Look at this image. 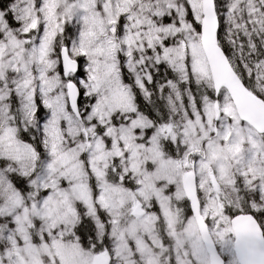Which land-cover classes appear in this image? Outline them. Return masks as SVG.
Returning <instances> with one entry per match:
<instances>
[{
	"label": "snow or ice",
	"instance_id": "snow-or-ice-1",
	"mask_svg": "<svg viewBox=\"0 0 264 264\" xmlns=\"http://www.w3.org/2000/svg\"><path fill=\"white\" fill-rule=\"evenodd\" d=\"M0 264H264V0H0Z\"/></svg>",
	"mask_w": 264,
	"mask_h": 264
}]
</instances>
